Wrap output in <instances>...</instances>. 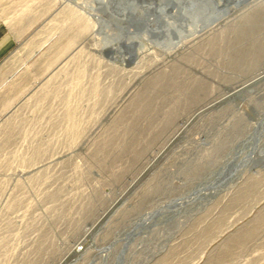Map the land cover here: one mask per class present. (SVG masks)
Masks as SVG:
<instances>
[{
  "label": "rangeland",
  "instance_id": "1",
  "mask_svg": "<svg viewBox=\"0 0 264 264\" xmlns=\"http://www.w3.org/2000/svg\"><path fill=\"white\" fill-rule=\"evenodd\" d=\"M88 1L0 0V264H264V0L133 59Z\"/></svg>",
  "mask_w": 264,
  "mask_h": 264
},
{
  "label": "water",
  "instance_id": "2",
  "mask_svg": "<svg viewBox=\"0 0 264 264\" xmlns=\"http://www.w3.org/2000/svg\"><path fill=\"white\" fill-rule=\"evenodd\" d=\"M229 0H152L151 4L138 2L137 0H109L108 3L98 1L99 8L106 9L112 16L111 19H99L103 28L115 26L117 35L115 40L120 44V48L126 49L131 59L134 58L136 45L134 40H128L129 36L136 38L139 36H147L149 40L161 42L164 39L176 38L180 28L193 11L203 12V16L199 18V26L201 29L207 28L213 22L220 20L227 10L221 8L220 4H224ZM239 3H245L247 0H237ZM141 8V10H138ZM176 9L174 16L170 15ZM172 17L173 25H168L167 18ZM119 24V25H118ZM173 36V37H171ZM130 41V45L126 42ZM127 45H126V44ZM134 43V45H133ZM172 44L175 41L171 40ZM129 45V47H127ZM133 48H132V47ZM135 47V48H134ZM134 49V53H130ZM131 50V51H130ZM235 169V165H229L226 173L230 174Z\"/></svg>",
  "mask_w": 264,
  "mask_h": 264
},
{
  "label": "crops",
  "instance_id": "3",
  "mask_svg": "<svg viewBox=\"0 0 264 264\" xmlns=\"http://www.w3.org/2000/svg\"><path fill=\"white\" fill-rule=\"evenodd\" d=\"M6 23L5 20L0 13V60L4 56L6 49L10 47V36L8 35V32H6Z\"/></svg>",
  "mask_w": 264,
  "mask_h": 264
},
{
  "label": "bare ground",
  "instance_id": "4",
  "mask_svg": "<svg viewBox=\"0 0 264 264\" xmlns=\"http://www.w3.org/2000/svg\"><path fill=\"white\" fill-rule=\"evenodd\" d=\"M90 1H91V0H90ZM90 1H88V2L92 4L93 1H92V2H90ZM104 1H105V0H104ZM104 1H103V3H104ZM141 1H142V0H141ZM147 1H148V0H147ZM247 1H248V0H247ZM84 2H85V1H84ZM84 2H83V4H86V5H87V3H84ZM86 2H87V1H86ZM97 2H98V1H97ZM228 2H229V1H228ZM230 2H231V1H230ZM236 2H237V1H236ZM81 3H82V1L80 2V4H81ZM107 3H108V2H107ZM150 3H151V2H150ZM147 4H148V3H147ZM234 4H235V3H234ZM88 5H90V4H88ZM88 5H87V6H88ZM93 5H94V4H93ZM93 5H92V6H93ZM87 6H86V7H87ZM96 6H97V5H96ZM223 6H224V5H223ZM223 6H222L221 8H223ZM229 6H231V5H229ZM234 6H235V5H234ZM90 7H91V6H90ZM90 7H88V8L90 9ZM237 7H239V6H237ZM240 7H241V5H240ZM93 8H94V7H93ZM226 8H227V7H226ZM89 9H88V10H89ZM233 11H234V9H233ZM92 12H93V11H92ZM93 13H94V12H93ZM198 13H199V12H198ZM228 13H229V12H228ZM190 14H191V13H190ZM194 14H195V13H194ZM199 14L201 15V13H199ZM93 15H95V14H93ZM197 15H198V14H197ZM98 16H99V15H97V17H98ZM108 16H109V15H108ZM198 16H199V15H198ZM201 16H202V15H201ZM109 18H110V17H109ZM104 19H105V18H104ZM170 19H171V18H170ZM172 19H173V18H172ZM197 19H198V18H197ZM107 20H108V19H107ZM195 20H196V19H195ZM170 21H171V20H170ZM197 22H198V21H197ZM96 23H97V22H96ZM186 23H187V22H186ZM193 23H194V20H193ZM172 24H173V23H172ZM172 24H171V25H172ZM196 25H197V24H196ZM99 26H100V25H99ZM185 26H187V25H185ZM190 26H191V25H190ZM191 27H192V26H191ZM197 27H198V26H197ZM97 28H98V27H97ZM113 28H115V27L113 26ZM192 28H193V27H192ZM199 28H201V27H199ZM102 29H103V27H102ZM109 29H110V28H109ZM193 29H194V28H193ZM113 30H114V29H113ZM108 31H109V30H108ZM108 31H107V32H108ZM110 31H111V30H110ZM180 31H181V30H180ZM189 31H192V30H189ZM193 31H194V30H193ZM115 33H116V31H115ZM180 33H181V32H180ZM191 33H192V32H191ZM193 33H194V32H193ZM108 34H111V33H108ZM186 34H187V33H186ZM180 35H181V34H180ZM190 35H191V34H190ZM114 37H115V36H114ZM187 37H189V36H187ZM108 38H110V37H108ZM179 38H180V37H179ZM135 39H137V38H135ZM181 39H182V36H181ZM181 39L178 40V43H179V41H181ZM105 40H106V39H105ZM110 40H111V39H110ZM129 40H130V39H129ZM131 40H132V39H131ZM145 40H146V39H145ZM170 40H171V39H170ZM134 42H135V41H134ZM175 42H176V41H175ZM108 43H109V42H108ZM126 43L129 44L130 41H127ZM126 43H125V44H126ZM118 44H119V43H118ZM127 44H126V45H127ZM170 44H171V43H170ZM119 45H120V44H119ZM119 45H118V46H119ZM129 45H130V44H129ZM129 45H128L127 47H129ZM133 45H134V43H133ZM109 46H110V45H109ZM112 46H113V45H112ZM118 46H117V47H118ZM134 46H135V45H134ZM119 47H120V46H119ZM131 47H132V46H131ZM171 47H172V46H171ZM132 48H133V47H132ZM134 48H135V47H134ZM119 49H120V48H119ZM131 50H134V49H131ZM108 51L111 52V53H113V52H115V48H113V47L111 48V47H110ZM125 51H126V50H125ZM117 52H118V51H117ZM121 53H122V52H121ZM244 89H245V88H244Z\"/></svg>",
  "mask_w": 264,
  "mask_h": 264
}]
</instances>
